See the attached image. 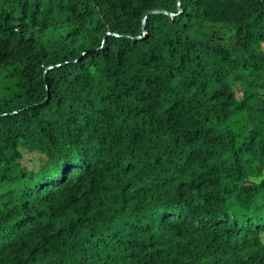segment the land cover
Wrapping results in <instances>:
<instances>
[{"label": "trees", "instance_id": "16d2710c", "mask_svg": "<svg viewBox=\"0 0 264 264\" xmlns=\"http://www.w3.org/2000/svg\"><path fill=\"white\" fill-rule=\"evenodd\" d=\"M0 264H264V0H0Z\"/></svg>", "mask_w": 264, "mask_h": 264}]
</instances>
